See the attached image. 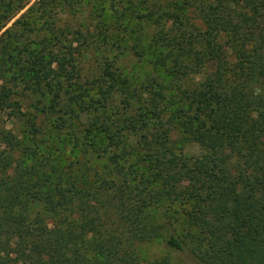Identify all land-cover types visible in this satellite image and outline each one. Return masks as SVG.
<instances>
[{"label": "trees", "instance_id": "1", "mask_svg": "<svg viewBox=\"0 0 264 264\" xmlns=\"http://www.w3.org/2000/svg\"><path fill=\"white\" fill-rule=\"evenodd\" d=\"M29 1L0 0V32ZM136 16L134 54L159 72L139 87L107 59L81 83L71 45L0 33V111L37 96L60 146L39 154V113L19 133L0 125V264H139L135 245L155 239L167 254L146 264H264V0H163ZM101 158L93 176L85 159Z\"/></svg>", "mask_w": 264, "mask_h": 264}, {"label": "rangeland", "instance_id": "2", "mask_svg": "<svg viewBox=\"0 0 264 264\" xmlns=\"http://www.w3.org/2000/svg\"><path fill=\"white\" fill-rule=\"evenodd\" d=\"M54 2L56 3L49 5V0H30L2 31L13 27V30L22 33L23 40L31 43L32 46L49 37L52 39L51 43L54 45V49L60 45L65 48L71 45L82 54L78 57V73L81 83L98 77L106 59L112 60L114 67L128 80L130 87H139L147 78L159 75V72H156L148 62V58H139L134 54L132 40L134 36L130 33L135 24H142V20L137 19L136 15L149 12L150 9H153V5L162 4L163 0H55ZM21 17H24L26 21H31L30 30H23L19 24L15 23ZM128 19L130 22L127 23ZM161 25L167 33L171 35L175 33L177 25L171 20L163 19ZM144 29L146 30L142 29V31L148 33V30L151 29L150 25ZM103 35L107 36L105 41L100 38ZM76 57L77 55H75ZM193 79L194 81H190H198L201 79V75H196ZM37 98V96H29L16 102L12 105L13 107L0 111V125L14 133H19L23 130V119L37 116L39 113L40 116L36 121L43 123V126L38 135V152L42 154L44 146H53V152L56 154L59 150L56 148L58 142L56 143V139L52 138L54 133L50 131V122L53 117L45 116L42 105L36 103ZM35 105H37V111ZM123 106V96H117L109 113L119 112L120 119L123 120L126 114L122 115L121 113H127ZM111 116L115 123L119 124L117 120L119 116ZM136 137L137 135H133L130 140L131 144H134ZM172 139H177V136L172 135ZM58 147L60 146L58 145ZM182 153L186 156L197 155L198 148L194 144H187ZM85 160L87 161L86 165L92 169L93 176L105 174L108 170L104 158ZM96 199L99 203L103 202L104 196L100 195ZM167 207L168 204L163 203L159 207L153 205L144 209L142 216L145 223L158 224L162 222L163 212ZM172 209H178V206L174 205ZM117 218L112 212L109 222L117 223ZM48 222L50 223L51 220L48 219ZM135 250L139 264L159 260L167 254L166 248L158 239L138 243L135 245ZM174 257L175 264H198L189 254L176 253Z\"/></svg>", "mask_w": 264, "mask_h": 264}]
</instances>
